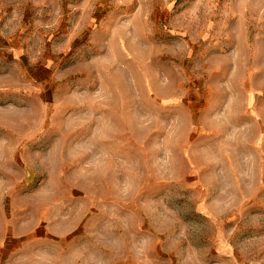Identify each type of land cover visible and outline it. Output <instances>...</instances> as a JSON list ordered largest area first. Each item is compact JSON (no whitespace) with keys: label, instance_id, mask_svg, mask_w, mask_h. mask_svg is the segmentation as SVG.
<instances>
[{"label":"rangeland","instance_id":"1","mask_svg":"<svg viewBox=\"0 0 264 264\" xmlns=\"http://www.w3.org/2000/svg\"><path fill=\"white\" fill-rule=\"evenodd\" d=\"M0 264H264V0H0Z\"/></svg>","mask_w":264,"mask_h":264}]
</instances>
